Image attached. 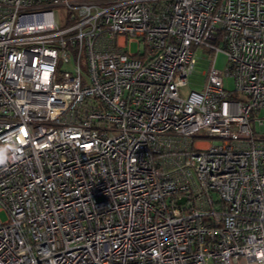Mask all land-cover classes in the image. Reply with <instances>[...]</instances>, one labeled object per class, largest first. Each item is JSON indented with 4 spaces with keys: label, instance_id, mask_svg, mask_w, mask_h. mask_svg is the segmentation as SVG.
Wrapping results in <instances>:
<instances>
[{
    "label": "built area",
    "instance_id": "obj_1",
    "mask_svg": "<svg viewBox=\"0 0 264 264\" xmlns=\"http://www.w3.org/2000/svg\"><path fill=\"white\" fill-rule=\"evenodd\" d=\"M262 109L264 0H0V264H264Z\"/></svg>",
    "mask_w": 264,
    "mask_h": 264
},
{
    "label": "rangeland",
    "instance_id": "obj_2",
    "mask_svg": "<svg viewBox=\"0 0 264 264\" xmlns=\"http://www.w3.org/2000/svg\"><path fill=\"white\" fill-rule=\"evenodd\" d=\"M137 51V46L132 43L130 45V52L134 53ZM215 68L224 73L223 75V86L226 90H234V80L230 73L227 71V59L223 52H217L214 55ZM197 63L195 65L193 73L189 76L186 87L180 89V95L186 97L187 93L190 91H199L203 82L205 81V73L207 70V54L202 50L196 51ZM82 71H84V64L81 66ZM259 117H264V109L259 112ZM260 131H264V127L257 128ZM0 219L4 221L6 219V214L1 211Z\"/></svg>",
    "mask_w": 264,
    "mask_h": 264
},
{
    "label": "water",
    "instance_id": "obj_3",
    "mask_svg": "<svg viewBox=\"0 0 264 264\" xmlns=\"http://www.w3.org/2000/svg\"><path fill=\"white\" fill-rule=\"evenodd\" d=\"M183 202V200H181V203Z\"/></svg>",
    "mask_w": 264,
    "mask_h": 264
}]
</instances>
